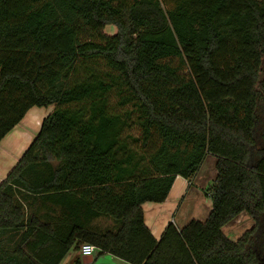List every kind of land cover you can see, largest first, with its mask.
I'll use <instances>...</instances> for the list:
<instances>
[{
    "label": "trees",
    "instance_id": "16d2710c",
    "mask_svg": "<svg viewBox=\"0 0 264 264\" xmlns=\"http://www.w3.org/2000/svg\"><path fill=\"white\" fill-rule=\"evenodd\" d=\"M33 107L53 110L0 184V264H61L77 242L126 264H264V0H0V142ZM210 155L209 216L157 239L142 205Z\"/></svg>",
    "mask_w": 264,
    "mask_h": 264
},
{
    "label": "crops",
    "instance_id": "0c3cea01",
    "mask_svg": "<svg viewBox=\"0 0 264 264\" xmlns=\"http://www.w3.org/2000/svg\"><path fill=\"white\" fill-rule=\"evenodd\" d=\"M52 110L53 107L31 108L23 120L2 139L0 142V184L5 180L9 171L19 162L24 151L40 131L43 120ZM207 160H210L208 169L211 173L208 177L209 179H207L208 182H206L211 185L217 176L215 166L216 158L210 155L205 159L204 163ZM204 163L196 176L190 181L181 176H177L166 201L162 203L146 202L142 205L145 222L157 239H160L164 229L170 221H174L179 228H182L191 220L190 215L189 217H179L180 205L183 198L188 197L192 189L197 190V188H206V186L203 187V184L199 182V176L202 174ZM203 189L201 190L203 191ZM197 193H201V191L199 192L198 190ZM209 213L210 210H208L200 220H206ZM254 224L255 222L250 215L243 212L224 226L223 230L227 237L237 241L247 230L251 229ZM92 225L101 227L102 229H115L117 224L111 218L98 217L92 221ZM63 232L66 234L68 228H64ZM81 243L82 242H77V244L69 250L61 264H77L78 262L83 264V256L80 251ZM95 255H98V257L95 258ZM95 255L93 256V262L91 264H126L123 260L109 253H102L99 249L96 250Z\"/></svg>",
    "mask_w": 264,
    "mask_h": 264
},
{
    "label": "rangeland",
    "instance_id": "374dc122",
    "mask_svg": "<svg viewBox=\"0 0 264 264\" xmlns=\"http://www.w3.org/2000/svg\"><path fill=\"white\" fill-rule=\"evenodd\" d=\"M119 30H120L119 26H117L114 23H109L106 26L104 31L109 35H113V34H116L117 32H119ZM130 132H132L134 135H138V131L136 128L131 129ZM209 162H210V160H207L204 163L202 174L199 176V180H200L199 182L203 184V187L206 186L205 189L201 188L205 192H206V189L210 186L209 184H207V182H208L207 179H209L208 177L211 173L208 169L209 164H210ZM205 182H206V184L204 185ZM211 183H212V181H211ZM201 189H199V188H197V190L192 189V192L189 193V196L183 198V201L180 205L181 208H180L179 217H187V216L189 217V215H190L191 219L200 220V219H202V217H204L205 213L208 210H211L212 199L208 195H205L206 193L203 192ZM198 190H199V192L201 191V193H197ZM97 257H98V255H95V258H97Z\"/></svg>",
    "mask_w": 264,
    "mask_h": 264
},
{
    "label": "built area",
    "instance_id": "2783aa9c",
    "mask_svg": "<svg viewBox=\"0 0 264 264\" xmlns=\"http://www.w3.org/2000/svg\"><path fill=\"white\" fill-rule=\"evenodd\" d=\"M96 250H97V248L95 247V245H93L91 243H83L81 245V248H80L81 255L83 257L94 256Z\"/></svg>",
    "mask_w": 264,
    "mask_h": 264
},
{
    "label": "water",
    "instance_id": "95a60500",
    "mask_svg": "<svg viewBox=\"0 0 264 264\" xmlns=\"http://www.w3.org/2000/svg\"><path fill=\"white\" fill-rule=\"evenodd\" d=\"M93 262V256L83 257V264H91Z\"/></svg>",
    "mask_w": 264,
    "mask_h": 264
}]
</instances>
